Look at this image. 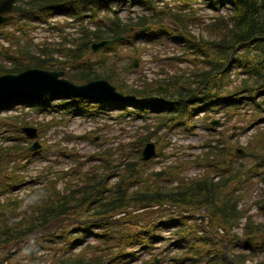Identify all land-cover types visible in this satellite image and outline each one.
<instances>
[{"label": "trees", "instance_id": "obj_1", "mask_svg": "<svg viewBox=\"0 0 264 264\" xmlns=\"http://www.w3.org/2000/svg\"><path fill=\"white\" fill-rule=\"evenodd\" d=\"M110 0H30L24 6H16L14 0H0V14L11 16L16 22L21 18L41 20L51 11L67 10L79 13L88 8H98L107 5ZM155 0H145L147 6L152 7ZM209 4H221L229 1L233 5L234 15L227 21L218 18L207 27L209 40L196 38L188 31L189 18L169 12L154 11L151 18L141 19L139 22L120 25L112 21L109 31L98 30L94 33L85 32L78 40L77 48L72 53L71 69L65 70V78L82 84L94 79H106L127 96L134 99L120 103L91 104L89 100H63L58 107H63L73 113H90L94 110H104L111 107H128L134 113L144 114L153 112L156 119L155 128L140 134L130 145L131 153L137 156V161L128 163L121 174L114 190L107 187L110 165L105 161L103 174L92 173L86 175L82 186L70 193L60 194L49 191L40 193L41 203L32 206L33 213L23 219L12 220L17 215L19 201H7L0 206V254L7 246L15 245L22 239L38 233L51 230L58 221L66 215H73L79 219H95L108 217L120 210H127L129 206L141 204H157L159 211L165 210L164 215L171 216L173 209L179 210L173 223L177 224L175 244L186 246V253L176 260L188 259L190 264H245L249 255L264 252V223H257L252 215H247L243 229V236L231 233V229L238 225L239 220L246 215L245 209L238 207L239 191L242 185L250 181L255 174L264 179V0H206ZM165 20L177 25L176 29L169 27ZM231 22V23H230ZM150 26L146 32L139 34L153 37L159 32L167 33L186 43L196 53H203L209 68L195 71L190 76H178L168 80L147 83L140 89H131L122 84L117 70L119 56L113 61L108 60L104 53L116 49L118 43L107 49L92 53L91 44L102 39H112L122 35L124 40L131 39V27L142 29ZM13 60L12 67H6L0 61V74L18 73L27 68L55 70L57 67L47 60L36 57L28 49L20 47L17 55H8ZM48 62V63H47ZM243 66L247 78L233 90H227L228 72L236 65ZM50 97L39 100H19L36 105L48 104ZM254 104L250 125L262 122L263 127L257 131L246 146L245 154L236 155L238 148L223 139H217L209 151L199 155L195 164H206L221 174L219 180L214 181L209 176L199 179L185 180L179 173L188 165L183 162L171 166L161 172L154 173L152 181H146L137 190L128 192V187L142 179V167L147 162L140 161V153L145 143L153 141L157 154L161 153L166 143V133L156 135L161 126L167 130L173 127H183L190 131L194 126L192 119L204 110L227 109L237 110L245 102ZM12 104L1 105L7 106ZM41 125L38 129L41 130ZM20 128V127H19ZM20 131V129L18 130ZM19 141L27 142L25 136L18 137ZM27 147L19 142L7 152H0V189L9 188L20 182V177L9 172L5 157L9 152L27 155ZM107 156V154H105ZM165 181L163 186L157 182ZM167 181V183H166ZM177 181L176 184H169ZM255 204L264 213V196L257 199ZM158 211L154 209L127 213L120 218L121 223L106 221L87 222L76 225L74 230L83 234L95 233L106 245L105 252L87 258L86 252L74 258L59 260V264H106L125 257L120 248L137 243L150 245L156 239L154 234L160 222L156 218ZM203 213L208 221L203 224L197 215ZM70 225V224H68ZM67 225H63L65 228ZM61 228V229H62ZM140 228V229H137ZM217 228L225 230V240L212 234ZM73 230H67V233ZM198 231H202L198 233ZM59 236H63L60 234ZM40 240V238H36ZM49 239V237H48ZM236 246L249 248L250 254L242 249L235 252ZM116 247L117 249L113 250ZM154 264V263H152ZM255 264H264L263 258Z\"/></svg>", "mask_w": 264, "mask_h": 264}, {"label": "water", "instance_id": "obj_2", "mask_svg": "<svg viewBox=\"0 0 264 264\" xmlns=\"http://www.w3.org/2000/svg\"><path fill=\"white\" fill-rule=\"evenodd\" d=\"M9 19V16L0 15V24ZM119 39H121L120 36L111 40L94 42L91 45L92 52L105 48ZM133 66H137V59H134ZM46 96L79 97L91 99L92 101L108 100L111 102H124L133 99V96L126 98L122 92L117 91L115 86L105 79H95L83 84H76L64 78V71L62 70L50 71L39 68H27L18 73H4L0 75V104L18 99H39ZM211 124L215 125L217 121H211ZM23 132L29 138L37 136L36 128L24 127ZM39 146V142L34 141L28 149L35 150ZM154 155L155 145L151 142L146 143L142 149L141 158L148 160ZM65 220L77 223L86 222L85 220L79 221L75 217H64L62 221ZM98 220L114 221L104 217L91 221L95 222Z\"/></svg>", "mask_w": 264, "mask_h": 264}, {"label": "rangeland", "instance_id": "obj_3", "mask_svg": "<svg viewBox=\"0 0 264 264\" xmlns=\"http://www.w3.org/2000/svg\"><path fill=\"white\" fill-rule=\"evenodd\" d=\"M202 5L204 7L207 6V1L203 0ZM203 10L205 13L207 12L206 8H204ZM226 10H227V8H226ZM188 16L191 18L189 20L190 22L188 24V27L190 28L192 26V31H194L196 34L198 33L197 37L202 38L201 33H203V35L208 37L206 35V33L208 32L207 27L209 25L200 24L199 23L200 19L195 20L191 9H186L184 11L183 17L189 18ZM34 35H35L36 39L41 37V33H35ZM155 45H158L160 47V49L157 50L160 52L167 50V47H168L166 40H164L163 38L157 39L155 42L148 44L146 47H149L152 49V51H154ZM144 55H145V57H147L148 53L144 52ZM158 135L161 136L162 135L161 132H158ZM195 151H197V150H195ZM185 160H189V159L186 157H183L181 162H183ZM191 167H193L192 163L189 164L188 169ZM188 171H184L182 174L186 175V176H188V175L190 176V174H192L194 172L192 170H188ZM242 186L243 187L239 191V193H241V195L239 197V202H238L239 209L240 210L245 209L246 215L252 214L254 216L253 217L254 220L257 223H264V213H262L259 210L258 206L255 204V201L257 199L264 196V187L262 185L259 186V185L253 184L251 179H250V181L246 182ZM35 200H36V197H31L28 202H32ZM27 206H29V205H27ZM22 211L24 212L25 215H23V216L16 215V216H12V217L21 218V217H24L26 215L28 217V215H31L33 213V211H31V208H29V207L22 208ZM204 221H205V218L203 219V222ZM38 247H47V248L34 250ZM60 247H61L60 242H58V243L51 242L49 245H46L45 240L38 241L35 244H34V241H29V242L27 241L25 243L16 244L15 246H13V245L7 246L6 249L4 250V252L2 254H0V258H2L5 255V253L9 251L8 259L6 260L7 262L6 263L2 262L3 264H59V260L65 259L67 257L73 258L75 256H72V255H76L80 251H82V250L76 251L74 249V251H72V252H67V255H66L65 253L62 252V250H58V248H60ZM175 247H176L175 248L176 251H175V254L173 256L174 257L175 256H183L185 253L183 248H180L177 246H175ZM89 252H92V251H89ZM263 254L264 253L260 254L258 258H260L261 255H263ZM92 256H93V254H87V258L92 257Z\"/></svg>", "mask_w": 264, "mask_h": 264}, {"label": "bare ground", "instance_id": "obj_4", "mask_svg": "<svg viewBox=\"0 0 264 264\" xmlns=\"http://www.w3.org/2000/svg\"><path fill=\"white\" fill-rule=\"evenodd\" d=\"M122 1L110 0L106 6L95 9L88 8L79 13H71L67 10H55L51 11L49 15L41 20H18L13 22L9 27L0 26V44H13L16 47L22 46L31 53H42L47 56L46 60L49 63L55 65V56L60 53V49L52 47L45 49V44L41 43L38 38H35V33H41V37L43 38L67 35L68 31L75 29L80 30L83 34L85 32L89 33L90 27L96 25L97 21L105 15L111 14L116 4ZM32 23H36L37 25L32 26ZM19 31H24L26 34L20 35L17 33ZM69 42L64 37L60 46Z\"/></svg>", "mask_w": 264, "mask_h": 264}, {"label": "built area", "instance_id": "obj_5", "mask_svg": "<svg viewBox=\"0 0 264 264\" xmlns=\"http://www.w3.org/2000/svg\"><path fill=\"white\" fill-rule=\"evenodd\" d=\"M162 4V2H161ZM210 15L213 14V10H210ZM22 112H26L28 113L27 118L28 119H35V120H43V118L45 119H49L51 117L50 114H46V113H42V112H35L32 111L28 106H16L12 109H9L7 111H3L1 112V115H11V114H21ZM106 121L105 117H99L96 120H92L90 118L87 119H80L78 117H74L72 118V120L68 123L67 129L68 130H72L75 132H80V131H84V130H88V129H92L96 126H101L102 123ZM110 120H107V122H109ZM62 127H58V130H60ZM106 129H104L105 131ZM124 130L123 128H121L120 130H114V133H118L119 131ZM127 131H131L130 127H127L126 129ZM61 134L60 131H58V136ZM52 135L54 137V128L50 129L48 131V133L46 134V136H50ZM0 143H2L1 139H0ZM4 144H6L7 142H3ZM46 164L45 161H33L31 163H29L26 167V170L24 171V173L26 174L27 178L29 177H34L37 172ZM20 193H22L23 191H25V189H21L19 190Z\"/></svg>", "mask_w": 264, "mask_h": 264}]
</instances>
